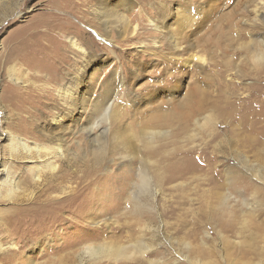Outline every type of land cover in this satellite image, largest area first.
Returning a JSON list of instances; mask_svg holds the SVG:
<instances>
[{
	"label": "rangeland",
	"instance_id": "rangeland-1",
	"mask_svg": "<svg viewBox=\"0 0 264 264\" xmlns=\"http://www.w3.org/2000/svg\"><path fill=\"white\" fill-rule=\"evenodd\" d=\"M103 1L139 25L135 39L128 40L130 28L122 34L113 22L105 30L107 20L99 8L94 13V2L0 0V94L22 90L8 74L15 62H5L25 27L51 37L39 40L41 50L30 56H39L45 71L29 90L48 88L46 75L55 74L62 86L83 70L82 55L64 36H72L71 29L84 34L86 59L98 66L96 95L103 84L121 85L114 121L89 135L79 127L83 115L78 124L64 120L59 165L73 178L77 197L61 211L55 231L38 233L41 221L27 233L26 225L12 224L11 233L0 236V257L21 255L0 264H264V13L260 22L242 24L241 10L252 0ZM81 16L91 23L83 24ZM182 17L190 21L178 30L182 51L174 54L164 27H177ZM42 21L61 28H42ZM22 64H14L15 74L33 77L34 68ZM158 97L164 104L155 109L150 100ZM45 104L47 114L59 106L42 99ZM14 117L0 103V171L8 160L2 134ZM207 117L211 130L204 126ZM142 129L167 136L149 148ZM139 170L150 183L133 193ZM11 205L6 195L0 198V211ZM88 244L123 250L93 257L82 252Z\"/></svg>",
	"mask_w": 264,
	"mask_h": 264
},
{
	"label": "bare ground",
	"instance_id": "bare-ground-1",
	"mask_svg": "<svg viewBox=\"0 0 264 264\" xmlns=\"http://www.w3.org/2000/svg\"><path fill=\"white\" fill-rule=\"evenodd\" d=\"M262 1L263 0H259V2L256 3L255 0H252L250 1L252 4L251 7L246 10H241L240 21L242 24L260 22V16L264 13V2ZM82 2H86L87 4L91 2L97 3L98 6L96 5L94 8V13L98 8L102 11L101 17L104 18L105 21L107 20L104 22L106 25L105 30H107L109 24L113 22V24L119 27L122 34L127 32L128 28H130L128 40L135 39L138 36L139 25H130V16L128 17L126 14L119 13L116 10V5L110 6V4H105L103 0H82ZM122 3L123 0H118V4ZM247 13H252V17H249L250 19L248 20L246 18L248 17L246 15ZM81 18L83 24L91 23L86 16H81ZM134 19L136 18L134 17ZM162 19H164L165 22L170 21V18L166 19L162 17ZM189 21L190 18L185 19V17H182L176 21L177 27H173V24L172 27L170 24L167 25L168 27H164L165 33L169 34L168 37L171 40L170 50L174 54H178L182 51L179 40L176 38V36L180 34L178 30H181L183 24ZM40 25L42 28H45L47 25L50 26L49 29L51 31L52 28L57 30L60 27V24L51 25L50 21H42ZM30 28L32 29L35 27L30 25ZM157 28L159 29V27ZM71 30L73 31L72 36H64L69 37V47L77 55H82V61H80V63L82 62L83 64H81L80 67L83 68V70L77 72L79 74L78 76L68 75L69 79H64L65 82L62 86H58L59 83L58 78L56 79V75L51 74L49 76L46 75L48 80L45 82V85L50 89L43 86L38 90L39 92H35L28 88L29 86H35V80L38 79L37 77H40L39 74L45 71V66H43L42 63L43 61L41 60V62L37 59L39 56H35L36 58L34 56L30 58V56L33 54V51L40 46L39 40L51 39L49 35H41L37 31L31 34V32H28L30 31L28 27L21 28L17 38L13 40L14 46L10 49V53L6 58V64H12L13 61L15 63H23L26 66H32L34 69H30H33L34 76L32 77L30 75L31 77H27L26 74H21L19 75L20 77L17 76V74H15L17 65H14L15 63L12 64L8 70V74L13 75L11 73H14L13 79L17 83L22 84V90L14 94L7 88L4 93L0 94V103L6 106L9 115H16L10 128H6V133L2 134V138L7 144L4 152L8 160L6 163L3 161L1 164L4 169L0 171V191L4 190L6 192L4 195L8 197L12 205L0 211V236L4 232L9 235L11 232H9L8 228L15 223L26 225V233L32 231L33 227L39 221H41V224L38 227V233L41 230L45 231V229H53V231H55V227H58L61 223V211L69 208L77 197V191L71 186L73 178L64 173V170L59 165L60 159L64 156L62 133L68 130L64 125V120L70 119L71 122L78 124L80 116L83 115L85 123L84 126H79L80 130L86 131V133L90 135L95 128L100 127L102 124L110 123L119 116V112L115 110V98L117 96V89H119L121 85L116 82L107 83L106 85L103 84V88L101 87L102 90H99V95H96L94 89L95 83L92 77L98 72V66L95 62L86 59L89 51L82 46L84 45L83 43L86 42L84 41V34L82 35L79 30ZM41 47L43 48V46ZM39 49L41 50L40 47ZM33 58L38 62L36 63ZM112 84H114V88ZM169 90H171V87L167 92ZM175 91L176 89H172V93ZM52 93L53 99L51 97ZM16 94L21 95L17 98ZM167 96H170V94ZM42 99L50 103L53 101V104L56 105L59 103L56 111L47 114L42 108V106H47L46 104L42 105ZM152 100H150V104L153 105L155 109H160L162 107L161 104H164V101L160 100L159 97L157 99L153 98ZM34 102L37 106L35 104V106H30V103ZM75 116H77V119L72 121ZM212 125V119L207 117L204 126L211 130L213 127ZM107 130L103 129V132ZM140 134L142 135L141 137L146 139L145 146L149 148L150 146H154L153 140L156 137L163 138L167 136V132L163 130L146 131L142 129L140 130ZM102 135L103 133L101 136ZM99 150L100 149H98V151ZM136 177L138 180L133 185L135 190L133 193L138 189L140 191H146L150 183L149 176L145 172L139 170ZM0 194L2 193L0 192ZM4 195H0V198H4ZM69 213L70 215H74L73 210L69 211ZM22 234L24 235V233ZM23 239L22 237L20 242L24 241ZM11 248L16 251V246L14 244ZM3 250L2 246H0V252H3ZM122 250V248L112 246L103 247L88 244L83 247L82 252L88 256L96 257L109 253L120 255L122 254ZM20 255L21 253L18 251L9 254L3 253L0 259L16 258Z\"/></svg>",
	"mask_w": 264,
	"mask_h": 264
}]
</instances>
